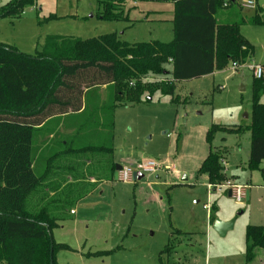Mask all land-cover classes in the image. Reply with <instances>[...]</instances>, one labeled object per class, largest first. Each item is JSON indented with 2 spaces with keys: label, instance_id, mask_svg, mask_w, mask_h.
Masks as SVG:
<instances>
[{
  "label": "rangeland",
  "instance_id": "rangeland-1",
  "mask_svg": "<svg viewBox=\"0 0 264 264\" xmlns=\"http://www.w3.org/2000/svg\"><path fill=\"white\" fill-rule=\"evenodd\" d=\"M11 1L0 0V6ZM256 1L264 9V0ZM243 2L237 0L234 6L228 3L222 9L220 23L227 25L241 15H253L255 9L244 7ZM174 8L173 2L139 1L133 5L126 1L129 19L111 20L101 16L98 0H37L17 16L0 18V43L36 55L50 35L82 39L114 35L128 43L170 42L174 38ZM240 30L255 47L250 63L264 65V25L245 24ZM232 62L213 74L178 82L175 95L180 97L179 102L156 90L145 94L139 104L121 107L116 118L115 156L127 153L135 160L157 159L163 165V173L138 182L104 181L84 196L75 206V219L64 221L53 231L57 243L71 247L57 254L59 264H245L246 229L248 225H264V179L260 171L248 168L251 133H220L213 141L215 147L228 148L227 160L222 162L230 175L249 184V199L239 202L218 191L209 197V179L198 175L209 152L207 132L212 123L251 122L254 73L250 63L234 70ZM109 91L106 103L111 96ZM99 112L104 113L89 108L82 115L84 131L98 134L89 135V140L82 136L83 142L109 140L106 125L96 126L101 120ZM96 136L99 138L93 139ZM99 155L110 156L97 151L80 153L82 172L88 170L87 159H99ZM178 174V180L188 184L176 186L168 196ZM209 199L211 205H217L212 224ZM52 201L54 197L47 199L46 204ZM36 205V199L30 198L28 207L35 209ZM217 219H234L233 229L222 236L214 228ZM176 229L187 232L179 234ZM255 264H264V249L259 251Z\"/></svg>",
  "mask_w": 264,
  "mask_h": 264
},
{
  "label": "trees",
  "instance_id": "trees-1",
  "mask_svg": "<svg viewBox=\"0 0 264 264\" xmlns=\"http://www.w3.org/2000/svg\"><path fill=\"white\" fill-rule=\"evenodd\" d=\"M126 1L98 0L101 16L111 20L129 19L125 12ZM132 1L173 2L172 41L128 43L114 35L91 39L50 35L36 55L0 43V264H58L57 254L71 250L69 245L55 241L53 231L60 222L72 218L71 209L77 200L71 201L67 193L62 194L66 189L60 190L55 182L49 184L55 191L54 196L45 193L44 185L49 181V175L56 172L55 163L50 165V161L74 151L76 154L84 151L111 154L117 107L139 104L145 100V94L156 90L173 96L174 101H181L175 95L178 82L213 74L225 69L232 61L240 66L248 63L255 47L240 28L245 24L264 25V9L258 4L253 15H241L237 21L221 24L219 11L228 3L234 6L237 0ZM36 2L13 0L0 6V18L17 16L26 6ZM156 78L159 81H152ZM103 86L111 90L108 102L100 110L106 121L95 125L98 128L106 125L109 140L83 142L97 134L96 131H84L83 126L80 134L67 137L64 152L58 149L57 134L45 148L35 145L38 125L81 110L87 93ZM263 94L264 76H254L251 122L236 126L213 123L210 126L207 132L209 153L198 175H207L211 184L228 178L222 161L229 150L226 146L215 147L213 144L220 133L240 136L251 133L248 168L260 171L264 179ZM97 138L99 136L93 139ZM44 151L50 155L44 156ZM44 159L46 167L43 168ZM115 169L116 165L112 164L110 180ZM51 197L54 201L46 204ZM30 198L36 199L35 209L28 207ZM54 204H57L56 208L52 207ZM211 219L215 220L213 214ZM246 243L245 264H255L259 251L264 249V226L248 225Z\"/></svg>",
  "mask_w": 264,
  "mask_h": 264
},
{
  "label": "crops",
  "instance_id": "crops-1",
  "mask_svg": "<svg viewBox=\"0 0 264 264\" xmlns=\"http://www.w3.org/2000/svg\"><path fill=\"white\" fill-rule=\"evenodd\" d=\"M128 1H129V4H133V5L137 3V2H134L132 0H128ZM256 3H257V1H256ZM253 9H255V8H253ZM222 13H223V10L219 11L218 19L221 17ZM172 21H173V19H172ZM172 39L170 41H172ZM252 59H253V57H252ZM251 60L248 63H250ZM106 92H107L106 86L99 88L95 92L89 91L87 93L86 98L84 99L83 107L81 110H79L77 112H71V113L65 114L61 117L51 118L47 122H45L41 125H38L36 127L37 129H36V134H35V145L40 146L41 149L45 148L47 146V144L50 142V139H52L57 134L58 139L60 141V145L58 146V149H59V151L64 152V150L66 149V145H68V144H66L67 137H69V136L75 137L76 135L80 134L82 131V127H83L82 122H81L82 115H84L89 108H91L92 111H100L101 107L105 104V101L107 99ZM129 105H133V104H129ZM124 106H126V105H121V106L117 107L115 112H114L113 151L111 152L110 156L105 157V156L99 155L100 156L99 159H97V158L87 159V165H89L87 168L88 170L87 171L85 170L83 172L80 168L81 160L78 157L79 154L74 153L76 151H74L73 153L70 152L68 156H66V155L57 156L55 159H53V161H50V163H49L50 165L53 162L55 163L53 167L55 168L56 172L52 173V175H49V177H48L49 181H47L44 185L45 191H46L45 193L49 194V196H54L55 191L53 189L49 188V184L51 182H55L56 183L55 185H57L56 187H58L60 190L66 189V191L63 192L62 194L67 193L66 196L68 195L71 198V201L77 200V201H75V204L71 209V212H72L71 217L72 218L69 220L75 219L74 216H76V212H77L75 206L78 204V202L84 196L88 195L91 191L96 189L104 181L117 180V179H115L116 169L114 172L113 179L110 180L109 174H110V168H111L112 164H115V165L121 164L123 166L122 162H126V163L127 162H132V163L135 162L134 164H136V163H138L144 159H149V158L143 157L141 159L135 160V159H133L134 158L133 156H129L127 153H124V155H122V153H121V155H118V157L115 156L116 144L114 143V140H115L116 118L118 117V113H119L121 107H124ZM97 115L101 119L99 124H101V122H103V124H104V122L106 121L104 118V113L99 112ZM247 115H248V117L245 116V118L248 119L249 113H247ZM217 124L236 126V125L225 124V123H217ZM222 139H225V137H222ZM74 146L76 148H80V145H78V144L77 145L75 144ZM75 150H77V149H75ZM105 153H107V152H105ZM107 154H109V153H107ZM249 156H250V154H249ZM226 160H227V155L225 157V161ZM44 163H46L45 159L43 161V165H44ZM225 169H226L225 172H226L228 178L234 180L237 183H241V184L245 185L246 187H248L249 184L246 185V184L240 182L237 176H235L234 174H232V175L229 174L228 168H225ZM167 171L168 170H165L164 172L168 173ZM159 172L163 173L162 170H160ZM159 172H157L154 175H156V177H159V175H160ZM172 175H175V174H172ZM151 176H153V175H151ZM145 177L146 176H144V178ZM178 178H179V174L175 178L176 183H172L173 184L172 186L176 187V186L188 184V182L186 180H180L179 181ZM135 182H138V181H135ZM209 184H210V182H209ZM172 189H170V188L168 189V191H167L168 196L170 195V191ZM222 193L228 194L230 197H232L230 192H222ZM211 194H212V192L210 191L209 197H211ZM246 194H247L246 198H248V189H246ZM210 203H211V200L209 199L208 204H210ZM208 207H209V205H208ZM210 207H211V212H210V218H211V216L213 214V210L216 209L217 205L215 203L212 205L210 204ZM171 210H172V206H171ZM63 222H60L59 226ZM212 223H213V221L211 219V224ZM177 230H179L181 232H177ZM175 232L179 233V234H185L187 231H183L181 229H176ZM126 236H127V234H126ZM120 249L121 248L119 247L118 250H120ZM107 254H109V253H107ZM160 262H161V264H164L162 261H160Z\"/></svg>",
  "mask_w": 264,
  "mask_h": 264
},
{
  "label": "built area",
  "instance_id": "built-area-1",
  "mask_svg": "<svg viewBox=\"0 0 264 264\" xmlns=\"http://www.w3.org/2000/svg\"><path fill=\"white\" fill-rule=\"evenodd\" d=\"M243 6L246 8H255L257 6L256 0H244ZM232 68L237 70L239 64L233 63ZM250 69L253 71L254 76L261 78L264 76V66L261 64H249ZM163 165L156 159H144L135 164V166L125 165L119 170L118 179L122 181H134L135 173H143L145 176H151L162 170ZM211 192H230L232 197L236 198L239 202L246 198V186L231 179H226L221 183L209 184Z\"/></svg>",
  "mask_w": 264,
  "mask_h": 264
},
{
  "label": "water",
  "instance_id": "water-1",
  "mask_svg": "<svg viewBox=\"0 0 264 264\" xmlns=\"http://www.w3.org/2000/svg\"><path fill=\"white\" fill-rule=\"evenodd\" d=\"M246 117H248L247 114H246ZM121 169H122V165L121 164H117L116 165V172H115V179H118V173H119V170H121ZM144 176L145 175L143 173H135L134 174V181H140V180H142L144 178ZM247 199H249V196H248ZM234 224H235V220L234 219L231 220V221H228V222H224V221H221V220L217 219L215 221V223H214V228L222 236H225L229 230L233 229Z\"/></svg>",
  "mask_w": 264,
  "mask_h": 264
}]
</instances>
